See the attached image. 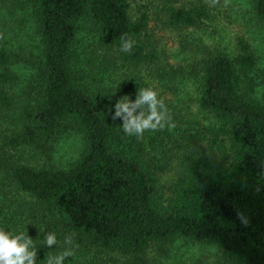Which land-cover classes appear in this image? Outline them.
<instances>
[{"label":"trees","instance_id":"obj_1","mask_svg":"<svg viewBox=\"0 0 264 264\" xmlns=\"http://www.w3.org/2000/svg\"><path fill=\"white\" fill-rule=\"evenodd\" d=\"M219 13L204 0H158L152 10L135 0H0V228L34 240L37 264L56 254L46 234L62 231L85 261L122 250L116 264H136L129 256L182 238L217 246L231 264H264V68L257 78L255 49L239 34L233 49L195 42L181 57L162 34L217 31ZM251 17L264 30V0H251ZM121 38L135 42L130 53ZM188 86L210 132L195 153ZM144 88L158 92L176 127L137 139L112 116ZM74 125L81 155L46 164L53 139ZM189 151L161 188L163 156Z\"/></svg>","mask_w":264,"mask_h":264},{"label":"rangeland","instance_id":"obj_2","mask_svg":"<svg viewBox=\"0 0 264 264\" xmlns=\"http://www.w3.org/2000/svg\"><path fill=\"white\" fill-rule=\"evenodd\" d=\"M157 4L158 0H135V8H140L142 10H152V8L157 7ZM214 8L220 12L218 16L220 28L217 29V31L214 30V32H212L206 30L204 27L201 29L186 27L179 30L171 28L162 31L165 44L169 46L170 53H175L177 56L181 57L182 55L188 54L190 47L194 45L195 42L208 43L209 40L211 42H220L222 45H227L230 50V48L233 49L235 47V35L239 34L250 42L255 49L257 55L255 75H258L259 77L257 78H260L262 75L261 69L264 68V30L251 17V0H227V6H225V0H220V4ZM234 18L238 20L235 21ZM231 21H233V23H230ZM28 26L25 33L22 31L25 35L32 31L30 25ZM26 37L28 36L26 35ZM37 37L36 34V38ZM194 89L193 86H188L183 89V94L189 97L184 103V106H190L189 109H191V111H198L196 92ZM198 113L199 121L198 123H193L194 127H198V130H191L193 135L192 139H190L191 151L193 150L194 153L206 147L207 138L210 135V132L203 126L207 124L208 120L203 118L201 111H198ZM198 144H201V146H197ZM84 146L83 135L75 125L69 127L66 131L62 130L52 141L51 157L49 158L46 156V164L65 166L81 155ZM215 147L216 145L214 148ZM191 151L178 157L176 156L177 153L174 155L173 153H168V156H163L162 163L165 169L159 172L158 176V182L161 188L167 189L175 180V177L180 172L179 169L183 160L192 157ZM181 157L183 159H181ZM47 213L48 216H50L52 212L49 211ZM49 218L56 222H51L49 220L47 222L48 225L58 228L56 225L60 223V218L56 215L55 219L51 216ZM63 233L65 232L62 231V239H58L60 245L64 247V251L70 249L74 253L72 256L67 257L65 259L66 261L76 259L80 264H89V262L90 264H96V262L116 264L117 261H121L125 256H128L122 250L111 251L109 252L110 255H104V257H102L103 254L100 255L101 253L98 254V252H96L89 257V259L92 258L94 260L85 261L87 257L85 258L82 256L78 248L75 249L72 247L74 243L71 245H65L63 243L65 237H68ZM58 236L60 237L59 231ZM55 249L56 254H50V256L61 253L59 246H56ZM139 253V255L136 254L137 256H129L136 264H231L222 256L217 246L182 238H174L172 240L152 244Z\"/></svg>","mask_w":264,"mask_h":264},{"label":"clouds","instance_id":"obj_3","mask_svg":"<svg viewBox=\"0 0 264 264\" xmlns=\"http://www.w3.org/2000/svg\"><path fill=\"white\" fill-rule=\"evenodd\" d=\"M210 7L220 4V0H206ZM227 6V0H225ZM122 39L121 51L130 53L134 47L132 39ZM122 118L123 131L128 136H136L141 139L147 131L163 130L167 127L172 130L176 127L171 121L169 110L162 98L158 96V92L152 88H144L139 90V94L135 101H131L125 96L115 104V113L113 120ZM237 219L243 226H248V218L246 215L237 211ZM63 243L71 245L72 237H65ZM44 245L49 247L60 245L56 233H48L44 238ZM74 253L70 249H66L55 256H48L46 264H64L67 257ZM38 253L32 240L27 234L21 232L13 234L0 228V264H37Z\"/></svg>","mask_w":264,"mask_h":264}]
</instances>
